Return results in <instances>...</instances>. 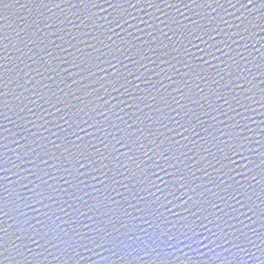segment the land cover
I'll return each mask as SVG.
<instances>
[{
    "label": "water",
    "instance_id": "95a60500",
    "mask_svg": "<svg viewBox=\"0 0 264 264\" xmlns=\"http://www.w3.org/2000/svg\"><path fill=\"white\" fill-rule=\"evenodd\" d=\"M262 14L264 0H10L0 20V228L23 253H11L18 264H157V252L167 264H264ZM66 149L97 163L78 173ZM30 190L60 202L34 203ZM104 197L123 245L66 249L62 240L88 236L109 210L89 211ZM189 197L217 204L220 230L207 203L197 235L181 227L182 216L192 226ZM18 228L51 241L38 247L44 240ZM241 233L243 251L233 247Z\"/></svg>",
    "mask_w": 264,
    "mask_h": 264
},
{
    "label": "snow or ice",
    "instance_id": "6c2138e0",
    "mask_svg": "<svg viewBox=\"0 0 264 264\" xmlns=\"http://www.w3.org/2000/svg\"><path fill=\"white\" fill-rule=\"evenodd\" d=\"M40 2L44 3V0H40ZM49 2H51V0H49ZM79 2L81 4L93 3V0H79ZM193 2H195V0H193ZM248 2H249V4H252L253 0H248ZM9 3H10V0H0V20L5 18L3 16V11L7 7H9ZM262 18H264V14H262ZM262 30H264V29H262ZM168 39H171V38L169 37ZM6 40L8 41V37L3 35L2 30H0V53H3L8 48V43L7 44L4 43ZM4 59H5V57L3 55H0V61H3ZM237 67L239 68V65H237ZM4 71H5V67L2 63H0V85L4 84V78H3ZM241 71H243V69H241ZM139 78L140 77H138V76L135 77V79H139ZM116 83L118 84L119 81L117 80ZM101 87H103V85H101ZM120 87H124V85H120ZM113 89L115 90V84H113ZM4 95H5V93L3 91H0V107L6 106V104L3 100ZM233 99H235V98H233ZM260 103H261V106L264 107V90H262V99H261ZM225 104H228V101H225ZM81 111H83V109H81ZM3 116H4V113L0 112V117H3ZM82 122L84 124H88L87 120H83ZM65 123H67V121H65ZM89 126L91 127L92 125H89ZM70 127H71V125H70ZM129 127H131V125H129ZM73 134L75 135V133H73ZM221 135L223 136V135H225V133H221ZM77 138L79 139V137H77ZM240 138L246 139L244 137H240ZM101 143H103V141H101ZM118 143H121V141H118ZM121 145L125 146L123 143ZM53 146L56 148L60 147L59 145H55V144ZM76 147H79V146H76ZM229 147H234V145H229ZM239 147L242 148L243 145H239ZM105 148H107V144H105ZM66 151L68 152V156H71L73 159H75V163H76V165H78V167L76 168V172H78V173H81V169H87L88 167L93 166L97 163V161L95 159H93L90 154H85V152H83V151L79 152L78 158H77L76 154H73L70 150L66 149ZM97 153L99 154L98 150H97ZM44 154L47 155V153H44ZM235 154L236 153L234 152L233 155H235ZM50 158H52V157H50ZM164 158H165V160L168 159L167 156H165ZM65 159H67V157H65ZM104 159H106V157H104L102 154H100L101 162ZM229 160H230V162H234V161H231V158H229ZM41 162L44 163L43 160H41ZM262 163H264V161H262ZM0 170L7 171V169H0ZM64 170L68 171V169H64ZM93 170H95V169H93ZM262 172H264V169H262ZM68 174L71 175V172H68ZM81 174H83V173H81ZM153 175H155V173H153ZM262 178H264V177H262ZM180 179L183 180L184 177H180ZM44 183L47 185V182H44ZM65 183H67V181H65ZM47 187L49 189H52L51 185H47ZM151 187H156V190L161 191L162 194L171 195L173 193V192L163 193V190L161 188L157 187L154 183L151 184ZM165 187H168V185H165ZM181 187L183 188V187H185V185L182 184ZM30 191H33V190H30ZM52 191L55 192L56 190L52 189ZM64 194L65 195H73L72 193H68V192H65ZM181 195L183 196L185 194L182 193ZM237 195H239V193H237ZM33 196L41 198V199L34 200V203L42 202L43 198H46L50 201H53V203H56V204H59V202H60L59 199L57 198V196L53 195V194H50V195L45 197L44 193L33 191ZM232 199H235V196H232ZM109 200H111V197H104V199L101 201H98L97 204H94L92 206L87 205L89 207V211H93V209H95L97 212H99L100 208H108L109 210L106 212L100 213V215L94 220H93V217H90V216L88 217V219L93 220L94 224L96 225V227L94 229H89V235L88 236L82 237L78 241H72V242H70L71 239L62 240L61 243L64 245V247L66 249L74 250V247H73L74 245L77 247L87 248L88 243L93 244L97 248H105L106 246H110V247L106 248V250H111V248L123 245V241L120 240L118 236L114 235V233H116L118 231V229L115 227V223L113 222V220L109 216V212L111 211V209L109 208V205H108ZM190 201H191V207H188V205L190 204ZM112 203H115V201L112 200ZM183 203L186 205V207L184 208V211L187 212L188 215L193 218V220H192V226L189 227V225L187 223L183 222V221L187 220V217L182 216L180 218L182 221V223H181L182 228H185V229L191 231L193 236L197 235V232L195 231V229L197 227H199V228L205 227V225L203 224L202 221L199 224H197V221L201 220V215L204 211H208L207 208L201 207V205L203 203H207L211 209L215 210V211L209 212V215L214 217V220H209V223H214L216 228H218L220 230V223H218V221H220L222 219V216L216 215V213H218V212L222 213V210L218 208L217 204L212 203L210 201L192 202L191 197H189L188 200L183 201ZM237 203H239V201H237ZM262 203H264V201H262ZM25 207H30V204L25 203ZM193 207H195L197 209L196 212L191 211V208H193ZM0 211H2V205H0ZM60 211H63V208H60ZM249 211H253V210L250 208ZM197 213H199V215H197ZM259 213H264V208H261ZM20 214L24 215V213H22V212ZM253 215H257V213L255 211H253ZM104 218H107V222H105ZM262 218H264V216H262ZM57 219H59V217H57ZM203 219H208V217L204 216ZM65 223H67V222H65ZM45 227H49V226L45 225ZM85 227H87V225H85ZM109 227H111V231L109 230ZM57 229H59L61 232L64 231V229H62L59 225H56L54 228H50V231L55 234L54 239H59V233L57 232ZM207 230L211 233V235L214 238L218 235V232H212L211 229H207ZM17 231L20 232L22 236H26L30 242L35 243V241L38 240L37 237H39L40 240H44L43 244L38 245V247H41V248L44 246V244H47L51 241V240L45 239V237L48 236L47 232H45L44 235H41L40 231L33 229L32 234L29 235L23 228H18ZM253 233L255 234V230H253ZM12 235L15 236V239H20L19 236H16L15 232L12 233ZM65 235L67 236L68 234L65 233ZM76 235L79 237L80 233H76ZM242 237H243V240L241 239ZM235 239L237 241H240V243L234 244L233 247L239 249L240 251H243V248L241 247V243H243L245 241L251 242L248 240V237L244 233H241L239 236H236ZM260 239H261V244H264V236L260 237ZM85 241L87 243H85ZM9 242H11V249L10 250L6 247V245ZM5 251L10 252L9 256L3 257L4 260L8 261V264H18L15 257L13 255H11L12 252H15L17 256L23 257V253L18 250L17 245L13 242V240L10 241V239L8 238V233L6 232V230L4 228H0V256H3V253ZM169 255L170 254H162L161 252H157L154 255V257H155L157 264H167V260L165 259V257L169 256ZM262 255H264V252H262ZM69 259H71V257H69ZM26 260H27V258L25 257L24 261H26ZM233 261L235 262V264H239L237 257H233ZM0 264H3V261H0ZM33 264H37V260L35 258L33 259ZM221 264H225V262H221Z\"/></svg>",
    "mask_w": 264,
    "mask_h": 264
}]
</instances>
